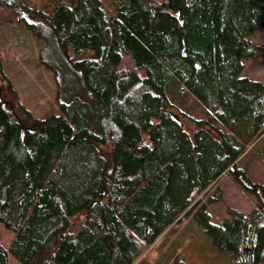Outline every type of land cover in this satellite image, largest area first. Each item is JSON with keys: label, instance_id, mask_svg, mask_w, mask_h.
I'll use <instances>...</instances> for the list:
<instances>
[{"label": "trees", "instance_id": "obj_1", "mask_svg": "<svg viewBox=\"0 0 264 264\" xmlns=\"http://www.w3.org/2000/svg\"><path fill=\"white\" fill-rule=\"evenodd\" d=\"M32 2L0 0V14L45 43L58 112L36 118L6 101L0 54V223L14 233L0 264H147L160 237L168 263L186 264L191 223L196 252L206 238L220 263L264 264V183L239 167L264 137V84L241 77L264 49L250 39L264 0ZM61 72L97 106L61 99ZM225 173L254 207L214 220L208 192Z\"/></svg>", "mask_w": 264, "mask_h": 264}, {"label": "rangeland", "instance_id": "obj_2", "mask_svg": "<svg viewBox=\"0 0 264 264\" xmlns=\"http://www.w3.org/2000/svg\"><path fill=\"white\" fill-rule=\"evenodd\" d=\"M24 1L29 7H32V0ZM102 2L108 4V0H102ZM9 19V16L7 18L6 15L0 14L2 71L9 80L12 92L15 93L13 95L6 90L5 100L14 105L24 106L36 118H44L51 112H58L56 106L58 88L53 78V71L38 60L39 53L45 47V43L29 34L22 25L15 22H3ZM250 39L256 44L264 45V30L258 23L255 24ZM241 77L260 81L264 84V49L258 50L253 58L245 61ZM80 84L76 74L69 77L66 73L61 72L60 98L71 102L75 97H79L91 106H97L96 100ZM77 88L79 89L78 92L75 91ZM170 91L178 93L176 103L199 115L198 103L179 84H174ZM239 167L245 170L254 182L264 183V137L242 158ZM208 196H214L216 199L215 203L209 205L214 220L221 219L225 215L227 207L235 208L243 213H248L254 207L253 197L244 194L229 173L222 175L218 183L213 185V189L209 190ZM183 227V224H180V227L176 226L174 231L180 233L184 229ZM198 229L191 223L182 231V239L186 242L181 241L178 246L180 247V256L185 259L186 264H223L220 263L218 257L222 259L223 256H219V253H224L211 248L212 245L208 239L205 238L206 243L197 249V252L193 249V242L197 245L198 241H202L200 230L199 232L196 231ZM13 237L14 233L0 223V243L7 248ZM161 239L162 237L142 256L147 264H169L166 257L173 252L172 247L171 245L170 247L166 245L165 248L160 247ZM164 251L166 252L164 253ZM9 264L19 263L12 256H9Z\"/></svg>", "mask_w": 264, "mask_h": 264}, {"label": "crops", "instance_id": "obj_3", "mask_svg": "<svg viewBox=\"0 0 264 264\" xmlns=\"http://www.w3.org/2000/svg\"><path fill=\"white\" fill-rule=\"evenodd\" d=\"M163 240V237H162V239H161V241ZM159 246H161V243L159 244Z\"/></svg>", "mask_w": 264, "mask_h": 264}]
</instances>
